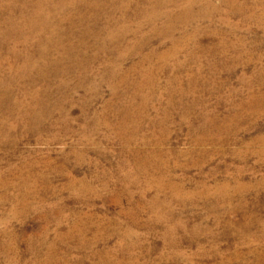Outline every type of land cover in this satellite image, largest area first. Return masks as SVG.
Instances as JSON below:
<instances>
[{
    "label": "rangeland",
    "instance_id": "obj_1",
    "mask_svg": "<svg viewBox=\"0 0 264 264\" xmlns=\"http://www.w3.org/2000/svg\"><path fill=\"white\" fill-rule=\"evenodd\" d=\"M25 1L0 0V264H264V0H53L42 40ZM26 44L82 61L12 83Z\"/></svg>",
    "mask_w": 264,
    "mask_h": 264
},
{
    "label": "bare ground",
    "instance_id": "obj_2",
    "mask_svg": "<svg viewBox=\"0 0 264 264\" xmlns=\"http://www.w3.org/2000/svg\"><path fill=\"white\" fill-rule=\"evenodd\" d=\"M36 1V2H35ZM26 0L24 3H22V5L24 6V8L27 7V5H30L32 4L33 5V8H32V21H31V26L33 25V27H39L38 29H40L41 31L38 32L37 34V39H45L43 34H42V29H43V25H46V15L45 13L43 12L44 11V7L43 5L44 4H48L50 2H52L53 0ZM66 1L68 4L72 5L73 2L70 3V0H58V2L56 3L58 6L57 7H53V12L54 14H58L61 12V10L63 9L62 7L66 4ZM34 2V3H33ZM74 4V3H73ZM192 6V2H189L188 3V7H191ZM42 14V18L40 17V15ZM157 12H152V14L150 15V18H156L157 17ZM40 18V19H38ZM38 19V20H37ZM3 33V31L1 32ZM51 35H53V33L51 32ZM1 36H5L4 34L1 35ZM10 36V35H9ZM1 39L6 40L5 37H0ZM2 41V40H0ZM3 44V43H1ZM0 44V50L2 49V46ZM48 47H46V45H44V47H40V49L38 48L37 50L35 51H32L30 53V46L26 44V49H25V52L23 54V56H14V57H22L24 60V64L21 66L20 70H21V74L20 75H17V76H11V81L12 83H14L15 81L13 79L15 78H18V81H25V82H30L32 80V77L31 74L29 73L31 70H32V66H29V64H33L34 67H37V64H34L35 63H40V61H33V59H35L37 57V55L39 54L40 55V60H41V64L45 65L46 68L45 70H42V68L38 67L37 70H39V72H37V75H40L42 78H43V82H49L52 78L56 77V75H58L60 72H61V68H63V66H59L62 64V62H65V60H67L66 62H70V68H73L75 66H77L78 64H80V61H82V59H79L76 55L75 56H69L68 55H61V57H55V58H52L50 56H47V49L50 47L49 45H47ZM77 47V46H76ZM13 51L14 53L18 52V51H14L16 48L15 46H13ZM50 57V58H49ZM79 66V65H78ZM35 69V68H34ZM25 80H22L24 79ZM8 96V95H7ZM41 95V91L39 92V90H37L35 92V96H34V99L33 100H36V106L39 104V103H42L41 102V98H40ZM26 105V104H25ZM19 105L17 104H12L11 107L9 108V112L7 111V113H10V116L13 115V113H18V118H31V108H26L24 111H21L20 113L19 112H15L17 110V107ZM49 113H40L39 116H37V118H46V116H48ZM29 116V117H28ZM31 116V117H30ZM33 123V122H31ZM44 122L41 123V120H40V125L37 127L38 129L42 130L45 128V125L43 124ZM4 139H7L8 136H4L3 137Z\"/></svg>",
    "mask_w": 264,
    "mask_h": 264
}]
</instances>
